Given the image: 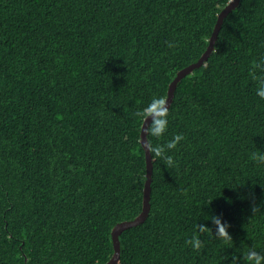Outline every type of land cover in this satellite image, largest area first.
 <instances>
[{"label":"trees","instance_id":"1","mask_svg":"<svg viewBox=\"0 0 264 264\" xmlns=\"http://www.w3.org/2000/svg\"><path fill=\"white\" fill-rule=\"evenodd\" d=\"M228 1L0 0V264L110 259L112 227L142 212L137 113L206 50ZM261 59L264 0H239L175 87L167 131L152 138L184 137L168 153L175 166L150 153L149 210L120 233L115 264L264 256Z\"/></svg>","mask_w":264,"mask_h":264},{"label":"clouds","instance_id":"2","mask_svg":"<svg viewBox=\"0 0 264 264\" xmlns=\"http://www.w3.org/2000/svg\"><path fill=\"white\" fill-rule=\"evenodd\" d=\"M264 73V59H261L256 64L253 65L254 79H256L257 88L256 95L264 100V75L259 77L255 76V72ZM167 98L164 96L153 97L151 101L137 113L142 124L147 119V117H152V122L147 130V150L151 155L156 158H160L164 161L167 167H174L175 162L169 151L175 149L177 145L184 139L180 134H176L171 140L164 144L153 145L152 138L159 139L162 137L168 128V116L169 108L166 106ZM143 132V130H141ZM253 159L258 161L260 164H264V152L258 151L253 153ZM213 222L217 226V235L224 237L227 235L225 226L220 222L219 218L212 216ZM208 226L204 224H197L198 233H205L209 231ZM212 230V229H211ZM194 249L201 247V241L197 235H194L191 240L188 241ZM247 260L249 264H264V256L257 254L256 252H250L247 255Z\"/></svg>","mask_w":264,"mask_h":264},{"label":"water","instance_id":"3","mask_svg":"<svg viewBox=\"0 0 264 264\" xmlns=\"http://www.w3.org/2000/svg\"><path fill=\"white\" fill-rule=\"evenodd\" d=\"M239 3V0H229L228 3L224 6V8L219 12L217 15V19L215 22V25L213 27L212 33L208 40V45L206 50L201 54V56L194 62L189 64L188 66L182 68L179 70L174 77V79L169 83L167 92H166V98H167V104L166 106L169 107L171 104V101L173 99L175 87L177 83L180 81V79L185 76L186 74L192 72L193 69L201 66L206 59L208 58L209 54L214 48V43L218 34V31L220 29L221 23L223 18L226 16V14L231 11L234 7L237 6ZM152 121V117L149 116L144 121L143 124H141V130H140V144L144 150L145 154V168H146V184L144 188V198H143V205H142V212L141 214L133 219L126 222H119L115 224L111 229V239H112V246H113V255L110 257V259L105 262L104 264H115L119 258L120 254V243H119V235L120 233L130 228L136 224L141 223L147 216L148 210H149V195H150V181H151V172H152V162H151V155L150 152L147 150V137H146V131L149 123Z\"/></svg>","mask_w":264,"mask_h":264}]
</instances>
